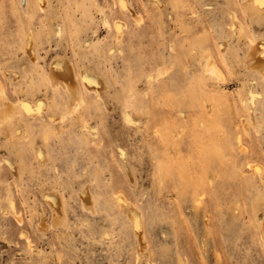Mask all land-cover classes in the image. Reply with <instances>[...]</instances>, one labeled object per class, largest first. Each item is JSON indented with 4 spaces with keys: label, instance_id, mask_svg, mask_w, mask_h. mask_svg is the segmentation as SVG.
<instances>
[{
    "label": "rangeland",
    "instance_id": "obj_1",
    "mask_svg": "<svg viewBox=\"0 0 264 264\" xmlns=\"http://www.w3.org/2000/svg\"><path fill=\"white\" fill-rule=\"evenodd\" d=\"M247 1L0 0V264H264Z\"/></svg>",
    "mask_w": 264,
    "mask_h": 264
},
{
    "label": "bare ground",
    "instance_id": "obj_2",
    "mask_svg": "<svg viewBox=\"0 0 264 264\" xmlns=\"http://www.w3.org/2000/svg\"><path fill=\"white\" fill-rule=\"evenodd\" d=\"M43 1V0H42ZM246 5H247V8L250 10V11H253V13H256V14H258V12H259V8H257V2H255V0H248L247 1V3H246ZM100 10H102V9H100ZM261 10H262V8H261ZM234 19H236V20H238L237 18H234ZM237 23H239V22H237ZM105 24L106 25H110L109 24V21L108 20H106L105 19ZM110 27V26H109ZM249 39H251L250 37H248ZM249 39H248V41H249ZM118 40H120V39H118ZM252 41H253V39H251ZM251 43V42H250ZM254 43V42H253ZM252 43V44H253ZM207 55H209V54H207ZM207 57V56H206ZM64 62V60L63 59H61V58H56L55 59V61H54V65L52 66V68H51V72H49V73H51V75H52V80L53 81H55V83H53L52 82V84H53V86H56V85H58V82L59 81H57V75H63L64 77L66 76L70 81H71V84H66V85H68V88H67V86L65 87L66 89H68V90H70V94H71V102H70V104H69V109H73V107H74V104L77 102V104L78 103H81L82 102V99H81V97L78 95V86H75L72 82L74 81V76H73V74H72V72H70L69 70H68V67L65 65L66 63H63ZM217 63V62H216ZM215 63V61L213 60V57H208L207 59H206V62H205V65H204V69L206 70V72H209V73H211L212 75H215L216 77H220V70H219V68L217 67V64ZM51 65V64H50ZM70 68V67H69ZM221 69V68H220ZM86 73H87V71H86ZM224 73V72H223ZM49 75V74H48ZM87 76H88V73H87ZM226 76V75H225ZM63 77V78H64ZM65 77V78H66ZM76 77V76H75ZM221 77H223L222 75H221ZM59 78V77H58ZM60 79V78H59ZM220 79V78H219ZM218 79V80H219ZM226 79V78H225ZM61 80V79H60ZM67 80V79H66ZM88 80H89V77H88ZM64 81V80H63ZM61 82V81H60ZM59 82V83H60ZM1 83V82H0ZM85 83V85L87 86V83L86 82H84ZM61 84H62V82H61ZM2 85V84H1ZM92 85V84H91ZM93 87V86H92ZM91 87V88H92ZM5 92V91H4ZM3 92V86L1 87L0 86V93L1 94H6V93H4ZM99 92V91H98ZM102 95V94H101ZM3 97V96H2ZM6 99V98H5ZM9 100H5V102H4V105H3V110H2V112L0 113V123H2L3 121H4V119L6 118V117H11L12 116V113H13V108H12V105L10 104V102H8ZM35 106V105H34ZM33 107V106H32ZM72 107V108H71ZM72 111V110H71ZM70 112V111H69ZM71 113V112H70ZM254 121V123H258L260 120H258V119H256V118H254L253 116H252V122ZM54 196V195H53ZM91 200H92V198H91ZM63 202V201H62ZM90 206H92V205H90ZM199 206V205H198ZM85 207V206H84ZM91 208V207H90ZM195 209H197V208H195ZM89 210V209H88ZM131 210V209H130ZM56 212V211H55ZM66 213V212H65ZM57 214V213H56ZM53 216V215H52ZM137 216V215H136ZM18 217V216H17ZM18 220V219H17ZM20 223V222H19ZM261 231H262V235H263V237H264V222H263V224H261ZM28 241V240H27ZM30 243V242H29ZM139 255V254H138ZM139 256H141V255H139ZM138 256V257H139Z\"/></svg>",
    "mask_w": 264,
    "mask_h": 264
}]
</instances>
